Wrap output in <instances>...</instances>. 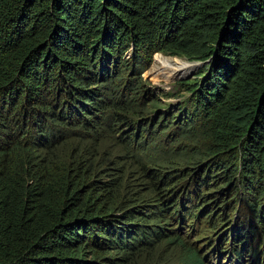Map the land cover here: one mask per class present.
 Returning a JSON list of instances; mask_svg holds the SVG:
<instances>
[{
  "label": "trees",
  "instance_id": "trees-1",
  "mask_svg": "<svg viewBox=\"0 0 264 264\" xmlns=\"http://www.w3.org/2000/svg\"><path fill=\"white\" fill-rule=\"evenodd\" d=\"M156 52L209 59L166 107L142 80ZM117 129L170 152L136 175L64 152ZM202 136L209 160L165 169ZM214 208L201 254L176 224ZM162 239L178 264L264 261V0H0V264H123Z\"/></svg>",
  "mask_w": 264,
  "mask_h": 264
},
{
  "label": "rangeland",
  "instance_id": "rangeland-1",
  "mask_svg": "<svg viewBox=\"0 0 264 264\" xmlns=\"http://www.w3.org/2000/svg\"><path fill=\"white\" fill-rule=\"evenodd\" d=\"M131 50L128 51L129 54H131ZM159 53L163 57L166 58H172L175 57L179 60H185L188 63L192 64V68L187 70L184 74L178 77H171L167 78L164 76H160V74H154V68L158 66L160 62L155 60V55ZM130 56V55H128ZM206 60V59H205ZM209 59H207L205 62L204 60L199 59H189L186 56L183 55H171L170 53L166 52H156L153 55L152 63L148 68L144 70L142 73V80L145 82L147 87L153 91L152 97L155 98L156 102L159 101V104L162 106H168L170 103H175L179 100H181L182 96H185L188 94V86L185 82L187 80H195L197 79V73L200 67L204 65V63L208 62ZM204 62V63H203ZM126 75V72H124ZM105 98V96H103ZM144 104V103H143ZM144 107V106H143ZM154 109L153 105L150 103V101H146L145 103V110L150 114V112ZM144 112V111H143ZM143 112H140L143 114ZM152 114V113H151ZM137 116H140L139 114H136ZM169 123L165 124L166 126ZM169 130V129H168ZM104 133V132H103ZM120 129L113 130L111 136H106V134H93L87 136V141H78L80 139L75 138L73 140H76L75 142L72 141L69 145H67L64 148L65 153L71 154L74 152H82L83 155L87 156H94L101 160L100 162H109L108 164H104V167H107L108 165H113V163H116V165L119 168L122 169H128L130 170L132 175L138 174L136 170L140 171L141 165L138 164V160H142L143 162H147L148 165H155L151 160H156L161 155H166L167 152H170V149L161 148L158 145H153L151 148L145 150L139 147H131L134 142H141L144 143V146L147 147L150 144L145 143L144 137L142 138H132L131 143L128 141V139H121L120 136ZM149 136H152L151 134ZM151 138V137H150ZM202 140V141H201ZM204 136L197 138L193 141L185 140L179 144L181 145V151H179L178 154L175 155H168L167 157L171 160L170 162H164L162 163L165 169L171 168L172 173L176 172L173 171L174 168H185V166H193L197 165L199 167L202 163L206 162L210 158L206 159L209 155L207 152L208 144L204 141ZM152 142L151 144H153ZM167 142L164 140V137L162 140L158 142L159 145L164 146ZM78 149H77V148ZM171 148V147H170ZM163 157V156H162ZM204 157V158H202ZM86 158V157H84ZM150 159V160H148ZM159 160V159H158ZM201 160V161H200ZM164 161V160H163ZM161 161V162H163ZM115 165V166H116ZM163 167V168H164ZM218 171L214 170L213 173H216ZM143 173V172H142ZM211 173V174H213ZM144 179L149 177L148 173H145ZM234 182V180H233ZM144 183V182H143ZM214 184V183H213ZM148 186L147 183H144L141 185L143 187V194L148 190L146 187ZM228 186V185H227ZM142 194V195H143ZM233 200H235V204H233V208L229 209L230 217H241L242 219H248V206L246 204V201L243 198L242 194L235 193L233 195ZM220 204V203H219ZM215 209V208H214ZM223 210L220 208H216L214 211L211 212V215L208 216L207 214L210 213L207 211L206 214L203 215L202 220L198 222L195 220L194 222L187 221V224H179L177 223L176 226L179 227L178 233L182 237L186 239V243L189 245H192L193 247H196L201 254H203L205 251L209 249L208 247V238L211 234V226L219 225L223 221V219L218 215L219 213H222ZM226 216V215H225ZM155 221V220H154ZM157 222V221H156ZM160 223H163L162 221H159ZM193 223V226L191 224ZM260 227V224H259ZM222 228V226H220ZM219 228V229H220ZM218 230V229H217ZM214 235V234H213ZM256 238V237H255ZM228 239H224V243L227 242ZM155 244V243H154ZM151 245L147 250L143 248V251L140 252L136 257H129L127 260L128 263L123 264H178L180 262V257L183 254V251L175 245V243L167 242L166 239H162L161 241L157 242L154 246ZM255 244H257V240L255 239ZM223 264H231L228 261H225V259H222ZM250 259H245L243 264H248ZM215 263H217V258H215ZM258 264H264L263 262H258Z\"/></svg>",
  "mask_w": 264,
  "mask_h": 264
},
{
  "label": "bare ground",
  "instance_id": "bare-ground-1",
  "mask_svg": "<svg viewBox=\"0 0 264 264\" xmlns=\"http://www.w3.org/2000/svg\"><path fill=\"white\" fill-rule=\"evenodd\" d=\"M155 60L160 63L157 67L154 68V74H160V76H164L167 78L181 76L182 74L187 72V70L193 67L192 64L188 63L185 60H179L175 57L166 58L159 53L155 55Z\"/></svg>",
  "mask_w": 264,
  "mask_h": 264
}]
</instances>
